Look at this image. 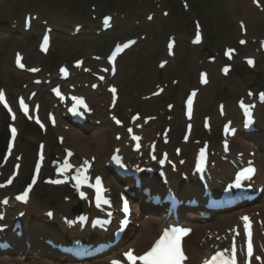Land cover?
<instances>
[{"label":"rangeland","instance_id":"obj_1","mask_svg":"<svg viewBox=\"0 0 264 264\" xmlns=\"http://www.w3.org/2000/svg\"><path fill=\"white\" fill-rule=\"evenodd\" d=\"M245 2L247 0H0V90H7L15 101L18 95L21 93L28 95L34 87L31 83L35 77L15 68L13 58L16 51L25 52L30 66L44 67L39 77L47 74V77L57 79L59 66L73 61L78 55L88 58L86 63L89 66L98 68L103 66L102 61H93L91 57L98 54L104 58L115 44L130 38H138L139 44L121 59L119 74L115 80H112V83H119L122 87L119 109L125 115L128 114L122 111L123 98L124 101L128 96L142 99L135 94L132 87L137 86L138 92L143 94L149 92V89L153 92L157 82L169 83L166 93L154 100L151 106H158L157 114L160 120H163L165 103L167 101L176 103L172 118L162 123L161 127L164 128L167 124L173 126L174 145H177L181 136L179 130L184 128L183 117L179 113L182 101L179 94L183 92L185 95L191 86H198L199 70L207 64L206 59L209 54L217 53L219 59H222L225 46L238 48V56L233 62L234 71L230 77L224 78L220 75V64L208 65L212 66L209 67L212 83L202 89L200 95L198 118L195 121L197 136L203 134L201 124L205 114L213 116L214 123L220 128V119L217 115L219 101L226 98L229 107L236 110V99L243 95L247 88L264 87V53L260 52L257 38H253L254 31L258 28L256 25L250 26L253 31L252 36L246 35L248 44L239 45V39L243 36L240 32L239 20L245 18L242 12V5ZM184 3H187V9ZM114 4L120 11L122 10L121 14L108 10ZM34 7L40 17L34 21L32 30L26 31L24 18L28 10ZM106 14L113 15L114 27L103 31L102 26L99 28L97 22ZM149 15L153 16L152 20H148ZM46 24L55 28L54 45L49 56H43L37 50ZM198 24L203 28V30L199 28V31L204 34V43L193 47L191 41L198 30ZM79 25L81 29L76 32ZM173 34L177 35L179 44L178 57L169 69L159 71V58L166 57L165 46L168 38ZM250 55L258 59V67L255 71L248 70L244 65V58ZM176 78L178 84H174ZM48 89V86H42L39 94L41 98L43 96V107L46 111L52 105L48 99ZM85 90L89 92V89L85 88ZM105 92L106 90L102 89L95 93L94 103L99 118L104 121L101 128L97 127L98 132L103 133L100 134L101 140H104V144L108 146L114 136L112 127L116 126L107 118L105 105L109 96H106ZM8 123L7 115L0 108V134L8 127ZM19 126L21 135L15 153L23 154L22 178H25L31 173L40 136L33 130L27 129V123L23 120H20ZM95 130L90 129L87 132L86 140H93ZM57 134V130L48 133L47 142L52 148L56 144ZM214 142L217 147V141ZM72 143V138H67L68 146L75 147ZM192 145L196 148V145L193 143ZM111 147L112 144L104 148L103 152L107 149L110 151ZM13 163L14 159L6 165L4 177L11 173ZM36 192L37 196L34 198L37 205L36 215L42 217L41 220H43L42 212L48 206L55 203L60 210L67 205L64 201L66 190L41 186ZM33 218L35 221V217ZM36 228L38 227H32L33 230L30 228L29 231L32 232Z\"/></svg>","mask_w":264,"mask_h":264},{"label":"bare ground","instance_id":"obj_2","mask_svg":"<svg viewBox=\"0 0 264 264\" xmlns=\"http://www.w3.org/2000/svg\"><path fill=\"white\" fill-rule=\"evenodd\" d=\"M263 3H264V1H263ZM245 4H248V2H246ZM244 13H246L247 20H249L248 19L249 16H252L258 24V28L254 31V37H258L260 39L264 38V12H260V10H258L257 8L252 6V7L245 8ZM248 34H249V32H248ZM134 48L135 47H133L132 50ZM58 122H59V128H60V129H58V131L65 134L68 137H72V139L74 141H76V143H77L76 150L81 155L91 157V156L101 152L100 138H99L100 133L98 132V128H95L96 130L94 133L93 140L88 141V140H86V138L84 137V135L82 133L77 132L76 130L70 128L69 126H66L62 121H58ZM92 128L94 129V126H92ZM233 143L240 145L241 148L246 147L241 142V139L238 137L233 139ZM260 168H261V171H262V169H264V162H262L260 164ZM260 181H261L260 185H262V184L264 185V174H263V177L260 178ZM75 202H76L75 200H72V203H75ZM28 207L31 210H30V213H28L29 215L27 217V224L30 225V222H31L35 226H41L42 228H45V229L50 230V231L56 230V226H54L53 223H49L46 225L47 227H44L43 225H39L41 222L34 221V218H33L34 214L33 213H35L34 212L35 205L32 206L29 204ZM251 207H252L253 211H256V210L261 211L262 219H263L262 230L264 231V194L262 195L261 200L258 203L251 205ZM239 214H240V212H233L229 215H224V216L218 217L215 220V222L218 223V227H220V228H218V229H220L218 231L226 233L228 230L232 229V226L237 225ZM32 220H33V222H32ZM165 221H166L165 218L161 217V216L151 215L149 217V219L147 220L145 217H143L141 215L139 218H137V222L139 223V227H136L133 230V234H132L131 238L125 240L126 242H129L126 244L136 246L139 251L144 250L146 247H148L150 245V243L152 242L154 237L158 234V232L160 231V229L163 226ZM34 222H37V223H34ZM200 225H203V224H196V226H198V227L195 229V233L190 237V239L188 241V247H189V250L193 256L195 255L196 250H198V245L196 243V236L199 233H201L202 229H204L203 228L204 226H200ZM213 225L214 224L210 223L206 226H213ZM214 229H217V228H214ZM114 250H115V248L110 249L108 252H110V251L115 252ZM53 253L54 252H51V254H50L47 251H43L41 253H38V254H40L41 259L38 261H34L33 263H30V264H70V262L69 263L62 262L61 259L54 256ZM21 254H22L21 258H22V260H24L26 258L25 254H23V253H21ZM24 264H28V263L24 262Z\"/></svg>","mask_w":264,"mask_h":264},{"label":"snow or ice","instance_id":"obj_3","mask_svg":"<svg viewBox=\"0 0 264 264\" xmlns=\"http://www.w3.org/2000/svg\"><path fill=\"white\" fill-rule=\"evenodd\" d=\"M255 2L258 3V0H255ZM48 36L45 35L44 37V44L46 45L48 43ZM197 42L200 40L199 33L197 34ZM135 43L134 41H129L127 44H124L123 47L127 48L130 44ZM241 43H245V41H241ZM169 49L172 48V44H169ZM232 49H229L225 54L231 56ZM17 63L18 65L23 68L24 64L20 63V57H17ZM166 63V62H165ZM248 63L252 65L254 62L252 59H248ZM163 67V64L161 65ZM229 68L226 66L223 71L227 73ZM31 71H37V69H31ZM61 71L67 75V70L66 69H61ZM114 71V70H113ZM100 79H103V77H100ZM202 80L203 82H207L206 78L202 74ZM95 87V85H93ZM54 92L59 96L60 92L58 89H53ZM113 93L116 92V89L113 87L111 89ZM195 95V93H193ZM261 96L264 97V93H261ZM4 93L3 91H0V101H4ZM74 100H76V103L78 105H82L85 109H87L88 105L85 103L83 98H78V97H73ZM20 104L27 113V105H25L23 98L20 99ZM191 104L192 100L189 98L188 100V107H189V112L188 114L191 115ZM5 106H7L6 101H5ZM247 107V106H245ZM10 110V109H9ZM76 108L73 107V111H75ZM15 118V117H13ZM31 118V117H30ZM37 123H40L39 118L36 117ZM54 123V120H53ZM116 123H120L119 120H116ZM41 127H43V124H41ZM13 133H15V129H13ZM137 139H139L137 137ZM43 147V146H41ZM227 147V145H226ZM71 155V153H69ZM204 156V150H201V159H203ZM114 159H117V162L119 163V159L114 157ZM163 161H161L162 163ZM87 163V162H85ZM70 165H65V167H69ZM255 171L254 168L249 167L244 169L239 176L237 177L235 187L239 188L241 187L240 184V179L245 177L246 175L250 178L251 174ZM74 179H77L79 181V177H74ZM52 183H60L61 181L55 180L51 181ZM11 183V181H9ZM101 184L100 178H96V185H97V191H99V186ZM83 195V193H82ZM27 196V192H25L22 196L19 197V199H25ZM104 203H108L107 200L104 201ZM124 211H128V203L127 201L124 202ZM243 221H245V233L247 235V248H246V256H245V262L246 264H252L253 262V255H254V250H253V243H252V234L250 230V221L247 216L241 217ZM188 229L184 228H171V229H165L163 234L155 241V243L149 248V250L145 251L142 255H134L131 250L126 252L124 255L127 257L128 261L131 262V264H137V261L142 262V264H184L185 260L187 259L185 252L182 248V238L183 236L187 235ZM239 235V233H236ZM228 250L225 249L223 251H218L216 252L209 261H206L205 264H216L218 258L222 257L224 255V252H227ZM254 259L256 261H260L262 258L260 256H255ZM112 264H121L120 261L116 260L113 261ZM223 264H237V253H236V245H235V239L232 245L231 249V257L230 259L223 261Z\"/></svg>","mask_w":264,"mask_h":264},{"label":"water","instance_id":"obj_4","mask_svg":"<svg viewBox=\"0 0 264 264\" xmlns=\"http://www.w3.org/2000/svg\"><path fill=\"white\" fill-rule=\"evenodd\" d=\"M7 141H8V135L2 136L0 139V158L4 148L6 147Z\"/></svg>","mask_w":264,"mask_h":264}]
</instances>
